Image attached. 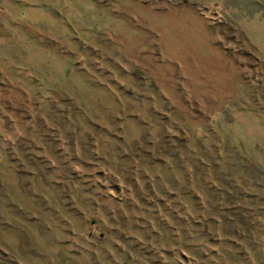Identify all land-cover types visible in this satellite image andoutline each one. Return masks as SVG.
Masks as SVG:
<instances>
[{"label":"rangeland","instance_id":"obj_1","mask_svg":"<svg viewBox=\"0 0 264 264\" xmlns=\"http://www.w3.org/2000/svg\"><path fill=\"white\" fill-rule=\"evenodd\" d=\"M0 264H264V0H0Z\"/></svg>","mask_w":264,"mask_h":264},{"label":"crops","instance_id":"obj_2","mask_svg":"<svg viewBox=\"0 0 264 264\" xmlns=\"http://www.w3.org/2000/svg\"><path fill=\"white\" fill-rule=\"evenodd\" d=\"M4 240L6 243H8L9 246L19 248V245L21 246V243L19 239H13L11 238L10 234H5Z\"/></svg>","mask_w":264,"mask_h":264}]
</instances>
